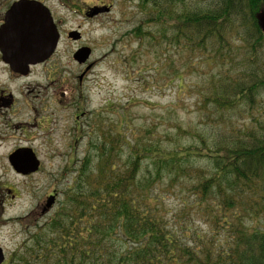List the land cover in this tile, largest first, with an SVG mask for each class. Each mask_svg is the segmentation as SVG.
I'll use <instances>...</instances> for the list:
<instances>
[{
    "label": "trees",
    "instance_id": "trees-1",
    "mask_svg": "<svg viewBox=\"0 0 264 264\" xmlns=\"http://www.w3.org/2000/svg\"><path fill=\"white\" fill-rule=\"evenodd\" d=\"M141 6L133 30L140 42L157 48L160 36L145 34L144 26H159L169 44L221 69L206 87L204 106L228 121L237 109H253L264 93V0H141ZM175 72L178 93H185L183 74ZM175 128L178 136L187 133ZM127 129L132 137L109 133L91 142L60 208L8 264H264V229L252 225L264 210V125L212 140L198 135L199 145L176 141L172 148ZM168 194L181 198L173 219ZM192 214L205 218L209 233L187 223Z\"/></svg>",
    "mask_w": 264,
    "mask_h": 264
},
{
    "label": "rangeland",
    "instance_id": "rangeland-1",
    "mask_svg": "<svg viewBox=\"0 0 264 264\" xmlns=\"http://www.w3.org/2000/svg\"><path fill=\"white\" fill-rule=\"evenodd\" d=\"M62 1L67 5L72 4L69 0ZM108 1L114 7L110 16L105 18V24L89 23L84 26L85 41L93 50L89 59L93 66L88 71L83 89L79 91L77 88L76 91V77L85 70L73 60L76 44L64 41L66 44H62L60 50L58 69L54 72L48 70V88L46 91L41 89L42 94H47V100L51 102L49 98L60 90L67 96L70 90L66 86L70 85L74 90L72 96H82L80 100L84 101L88 115L81 121L83 129L77 132L74 127V109L65 110L60 106L53 110L54 115L47 109L46 116L51 121L49 132L47 135L41 133V139L36 141V145H44L40 151L44 162L41 174L32 179H23L14 174L8 155L18 140L24 139L4 125L7 119L0 118V133L7 134L6 137L13 140L6 143L0 141V246L6 255L4 264H8L10 256L21 249L37 227L49 221L60 208L62 195L73 183L80 160L88 153L90 144H98L105 134L122 132L132 137V132L127 129L130 128L135 134L145 136L146 140L152 135L162 139L166 147L172 148L176 141L181 146L190 147L199 145L198 135L212 140L220 132L232 129L249 131L264 125V93L258 95L253 109H237L231 113L228 121V115L214 112L204 106L201 100L208 95L206 87L209 81L221 69L217 65L213 68L206 65L201 53L192 56L169 44L162 38L159 26H144V33L151 31L155 38L160 36L161 40L154 43L157 48L146 38L143 43L140 42L133 35V30L143 18L141 0ZM57 10L58 16H68V20L65 19L68 21V29L83 24L76 16H71L68 9ZM262 21L264 24V15ZM175 71L183 74L185 93H178ZM50 79L55 81L54 86L49 87ZM151 80L153 83L149 84ZM177 99H181V102L178 103ZM64 105L66 107L67 103ZM124 119L128 126H123ZM176 125L183 127V132L187 133L178 136ZM240 134L243 135V132ZM32 135L36 137L35 133ZM76 139L78 146L74 151L73 143ZM125 151L124 147L122 162L126 160ZM72 155L74 163L70 164L67 160ZM150 164L148 160L144 166ZM200 165L208 167L209 160L202 159ZM52 195H56V203L51 210L43 213ZM167 196L168 209L171 211L169 216L173 219L181 208V198L175 194ZM262 212L258 221H251L252 225L258 223L264 229V210ZM187 223L198 227L203 234L210 232L205 218L200 215L192 214L187 218ZM220 238L224 240L226 236L221 235Z\"/></svg>",
    "mask_w": 264,
    "mask_h": 264
},
{
    "label": "flooded vegetation",
    "instance_id": "flooded-vegetation-1",
    "mask_svg": "<svg viewBox=\"0 0 264 264\" xmlns=\"http://www.w3.org/2000/svg\"><path fill=\"white\" fill-rule=\"evenodd\" d=\"M31 1L42 4L48 8L59 33L60 40L54 53L48 59L39 60L40 62L32 64L25 62V58L23 57L13 63L8 53L10 51H15V45H11V33L9 31L6 33V29L9 28V15L15 6L23 2ZM69 1L72 3L71 5L64 4L62 0H0V118L7 119L4 125L16 134L21 135L24 139V141L19 139L15 148L8 155L9 164L14 174L23 179H32L43 172L44 162L40 154L43 144L36 145V141L41 139V133L47 135V132H49L51 121L47 119V109L51 110V114L53 115L55 113L53 110L60 106H63L62 109L65 110L74 109V127L77 132L83 129L81 121L88 115V112H86L84 108V101L82 102L80 100L82 96L79 95L78 98L72 96L71 94L74 93V90L71 89L70 85L66 86L67 88L69 87L70 94L68 93L66 96L62 93V90L59 92L57 91L52 98H49L51 102L47 100L46 93L42 94L41 89L46 91L48 88L46 84L48 82L46 80L48 70L49 72H54L60 65L59 55L62 44L65 43L64 41L77 45L76 49L73 50V60L78 65L84 67L85 70L81 75L76 77L78 80L76 91L78 92L77 88L79 91L83 89L84 83L87 81L88 71H90L93 66V64L89 63V60L82 64L75 58V55L82 49L89 48L91 50V56L93 53L89 43L85 41L86 32L84 26L89 23L104 25L106 22L105 18L110 16L114 6L112 3H109L108 0ZM60 8L68 9V13L71 14V16H76L83 24L80 23L68 29V21L65 20L68 16L60 17L57 14V12H59L57 9ZM36 75H38V77ZM54 83L55 81L50 79L49 87L54 86ZM65 103H67L66 107H64ZM34 133L36 137L32 135ZM6 136L8 135L0 133V141L5 143L13 141ZM44 142L46 144L45 140ZM77 146L78 139L73 143L74 151H76ZM24 149H30L36 155L40 162L38 171L28 174L15 171L11 163V156ZM73 157L74 155L68 158V163H72Z\"/></svg>",
    "mask_w": 264,
    "mask_h": 264
},
{
    "label": "water",
    "instance_id": "water-1",
    "mask_svg": "<svg viewBox=\"0 0 264 264\" xmlns=\"http://www.w3.org/2000/svg\"><path fill=\"white\" fill-rule=\"evenodd\" d=\"M8 22L6 33H11V45H15V51L8 53L13 63L24 57L25 62L33 64L48 59L54 53L60 36L48 8L34 1L23 2L10 12ZM90 56L91 50L86 48L79 51L75 58L83 64ZM11 163L15 171L23 174L36 172L40 166L39 160L30 149L14 153ZM55 201V196L49 197L44 212L48 211ZM5 261V251L0 246V264Z\"/></svg>",
    "mask_w": 264,
    "mask_h": 264
}]
</instances>
